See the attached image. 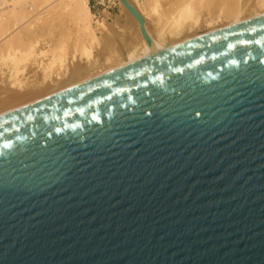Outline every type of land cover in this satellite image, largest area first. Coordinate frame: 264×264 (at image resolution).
<instances>
[{
	"label": "water",
	"instance_id": "1",
	"mask_svg": "<svg viewBox=\"0 0 264 264\" xmlns=\"http://www.w3.org/2000/svg\"><path fill=\"white\" fill-rule=\"evenodd\" d=\"M0 264H264V16L1 116Z\"/></svg>",
	"mask_w": 264,
	"mask_h": 264
},
{
	"label": "bare ground",
	"instance_id": "2",
	"mask_svg": "<svg viewBox=\"0 0 264 264\" xmlns=\"http://www.w3.org/2000/svg\"><path fill=\"white\" fill-rule=\"evenodd\" d=\"M125 23L88 0H0V117L228 26L264 0H116Z\"/></svg>",
	"mask_w": 264,
	"mask_h": 264
},
{
	"label": "rangeland",
	"instance_id": "3",
	"mask_svg": "<svg viewBox=\"0 0 264 264\" xmlns=\"http://www.w3.org/2000/svg\"><path fill=\"white\" fill-rule=\"evenodd\" d=\"M91 13L95 18L104 19L106 22L125 23V15L116 0H88Z\"/></svg>",
	"mask_w": 264,
	"mask_h": 264
}]
</instances>
